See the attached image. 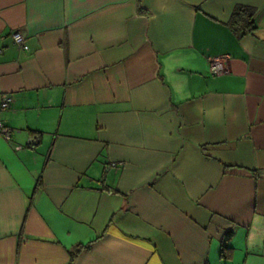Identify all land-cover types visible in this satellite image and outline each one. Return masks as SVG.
<instances>
[{"label":"crops","instance_id":"obj_1","mask_svg":"<svg viewBox=\"0 0 264 264\" xmlns=\"http://www.w3.org/2000/svg\"><path fill=\"white\" fill-rule=\"evenodd\" d=\"M5 94L0 264H264V0H0Z\"/></svg>","mask_w":264,"mask_h":264},{"label":"trees","instance_id":"obj_2","mask_svg":"<svg viewBox=\"0 0 264 264\" xmlns=\"http://www.w3.org/2000/svg\"><path fill=\"white\" fill-rule=\"evenodd\" d=\"M230 28L239 35L254 33L256 29L255 25V10L248 6H238L235 8L232 17L229 21ZM39 137H37L38 139ZM40 180L38 179V182ZM231 232H228L227 236L230 238ZM92 242L87 244H78L71 251V261L70 264H73V260L81 252L89 250L91 248ZM222 249L229 251L230 248L224 243L222 244Z\"/></svg>","mask_w":264,"mask_h":264},{"label":"built area","instance_id":"obj_3","mask_svg":"<svg viewBox=\"0 0 264 264\" xmlns=\"http://www.w3.org/2000/svg\"><path fill=\"white\" fill-rule=\"evenodd\" d=\"M12 40L15 45H18L19 47H22L24 49H28L29 46L26 44V36L21 31H16L12 33ZM209 70L212 75H221L227 72V66L226 62L221 57H212L209 60ZM13 102V98L9 94H5L2 97L1 103H0V136H2L5 140L11 141L12 140V134L13 129L9 126H7L3 119H2V113L6 111ZM18 149L21 147L18 146Z\"/></svg>","mask_w":264,"mask_h":264}]
</instances>
